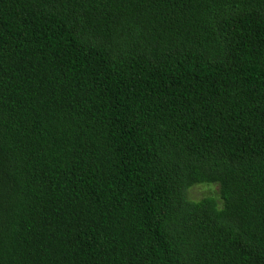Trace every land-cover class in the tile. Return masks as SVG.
I'll list each match as a JSON object with an SVG mask.
<instances>
[{"label":"trees","instance_id":"16d2710c","mask_svg":"<svg viewBox=\"0 0 264 264\" xmlns=\"http://www.w3.org/2000/svg\"><path fill=\"white\" fill-rule=\"evenodd\" d=\"M0 264H264V0H0Z\"/></svg>","mask_w":264,"mask_h":264},{"label":"rangeland","instance_id":"374dc122","mask_svg":"<svg viewBox=\"0 0 264 264\" xmlns=\"http://www.w3.org/2000/svg\"><path fill=\"white\" fill-rule=\"evenodd\" d=\"M189 196L193 199L199 198L207 190V186L203 185H194L190 189ZM210 190H216L215 186H211Z\"/></svg>","mask_w":264,"mask_h":264}]
</instances>
